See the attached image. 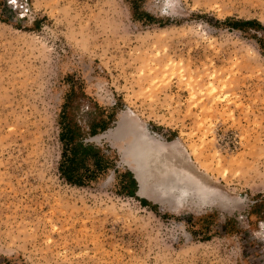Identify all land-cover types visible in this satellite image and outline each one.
I'll return each instance as SVG.
<instances>
[{"label": "rangeland", "instance_id": "1", "mask_svg": "<svg viewBox=\"0 0 264 264\" xmlns=\"http://www.w3.org/2000/svg\"><path fill=\"white\" fill-rule=\"evenodd\" d=\"M257 38L264 0H0V264H264ZM64 111L113 163L88 186L59 170ZM122 125L179 152L144 170L156 211Z\"/></svg>", "mask_w": 264, "mask_h": 264}, {"label": "trees", "instance_id": "2", "mask_svg": "<svg viewBox=\"0 0 264 264\" xmlns=\"http://www.w3.org/2000/svg\"><path fill=\"white\" fill-rule=\"evenodd\" d=\"M150 20H154L151 15L146 14ZM255 26L261 27L262 25L256 21H242L232 23L228 28L235 30H242V26ZM260 45H263V40L256 39ZM264 46V45H263ZM74 91H71L66 96L64 110L67 108ZM66 116V118H65ZM60 126L62 128L60 133V140L63 145L62 161L59 166L62 177L71 185L84 187L88 186L94 181H97L103 174L113 167L110 156L104 153L100 147L93 143H86L81 134L79 126L73 121L67 119L66 112H62L60 119ZM107 123L105 120L97 124H91L89 127V135L97 136L107 130ZM134 185L133 191H128V196L137 199L143 206L151 207L156 211V206L152 205L144 198L137 196V182L131 171L127 172Z\"/></svg>", "mask_w": 264, "mask_h": 264}, {"label": "bare ground", "instance_id": "3", "mask_svg": "<svg viewBox=\"0 0 264 264\" xmlns=\"http://www.w3.org/2000/svg\"><path fill=\"white\" fill-rule=\"evenodd\" d=\"M219 81L222 88H226L228 86V82L223 81L222 78ZM121 132L122 134L126 132V126L123 128L122 125ZM131 132L129 129H127V132L125 134L130 135ZM130 136L131 137L128 138H130L132 142V146L130 149L131 161L130 162L126 161L125 164L128 166L130 171L133 172V175L135 176V180L138 186V190H137L138 196L153 201L152 194L149 192L152 186L148 179V175L147 176L145 175L144 170L161 169L165 165L164 164L165 158H168L172 162L179 161L178 159L180 158L179 152L175 148L174 143H170L169 146H167V144L165 145V143H160L158 145L156 142L152 144L150 142L144 141L142 138L139 137L136 130L135 133H132ZM191 150L192 152L193 151L195 152L194 148H192ZM194 152L193 154H195ZM195 155L197 156V153ZM186 179H188V181ZM177 180H178L177 181L178 189L183 188V186L187 183L188 186L189 184L193 186L194 190H191L190 188L183 190V194H185L186 197L188 196L198 197V191H200L198 187L201 185L199 184L200 183L199 181H197L194 178H189V177L186 178V176L185 177L181 176Z\"/></svg>", "mask_w": 264, "mask_h": 264}, {"label": "snow or ice", "instance_id": "4", "mask_svg": "<svg viewBox=\"0 0 264 264\" xmlns=\"http://www.w3.org/2000/svg\"><path fill=\"white\" fill-rule=\"evenodd\" d=\"M12 4H16L17 3V0H11ZM20 7L22 8V5H20Z\"/></svg>", "mask_w": 264, "mask_h": 264}, {"label": "water", "instance_id": "5", "mask_svg": "<svg viewBox=\"0 0 264 264\" xmlns=\"http://www.w3.org/2000/svg\"><path fill=\"white\" fill-rule=\"evenodd\" d=\"M133 173V172H132ZM134 178H135V176H134ZM137 196H138V194H137Z\"/></svg>", "mask_w": 264, "mask_h": 264}]
</instances>
